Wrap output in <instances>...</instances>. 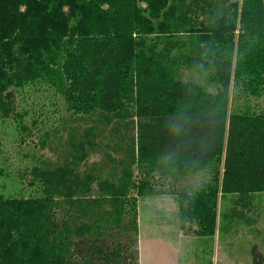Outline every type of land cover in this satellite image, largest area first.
I'll use <instances>...</instances> for the list:
<instances>
[{
  "label": "trees",
  "instance_id": "16d2710c",
  "mask_svg": "<svg viewBox=\"0 0 264 264\" xmlns=\"http://www.w3.org/2000/svg\"><path fill=\"white\" fill-rule=\"evenodd\" d=\"M236 79L264 87V0H0L1 117L40 92L69 113L20 171L36 193L0 194V264H140L139 203L167 194L213 237L221 198L264 193V112L230 111Z\"/></svg>",
  "mask_w": 264,
  "mask_h": 264
},
{
  "label": "rangeland",
  "instance_id": "374dc122",
  "mask_svg": "<svg viewBox=\"0 0 264 264\" xmlns=\"http://www.w3.org/2000/svg\"><path fill=\"white\" fill-rule=\"evenodd\" d=\"M180 73L182 80L196 82L209 92L215 91L207 74H198L185 67ZM260 90V93H253L247 81L233 80L230 111L264 112V87ZM34 95V102L23 106L25 111L19 113L20 116L10 115L5 119L0 115V194L6 197L36 193L37 187H28L20 171L38 164L45 154L40 138L46 130L59 124V118L69 116L59 95L49 92ZM115 117V120L129 118L127 115ZM17 118L19 122H15ZM211 177L210 172L203 171L181 178L180 183L200 187ZM164 183L167 193L180 185H175L171 178H166ZM139 222L142 264H250L253 249L264 254V193L241 200L236 195L221 198L213 237L198 235L194 232V224L183 227L177 196L170 194L142 200Z\"/></svg>",
  "mask_w": 264,
  "mask_h": 264
},
{
  "label": "crops",
  "instance_id": "0c3cea01",
  "mask_svg": "<svg viewBox=\"0 0 264 264\" xmlns=\"http://www.w3.org/2000/svg\"><path fill=\"white\" fill-rule=\"evenodd\" d=\"M166 203H167V199H166ZM169 245V247H170V244L169 243H166V245ZM139 245H140V243H139ZM163 249H164V247H165V244H163ZM140 248V247H139ZM164 251V250H163ZM140 264H142V257H141V253H140Z\"/></svg>",
  "mask_w": 264,
  "mask_h": 264
}]
</instances>
